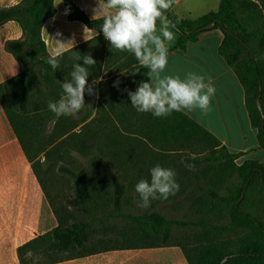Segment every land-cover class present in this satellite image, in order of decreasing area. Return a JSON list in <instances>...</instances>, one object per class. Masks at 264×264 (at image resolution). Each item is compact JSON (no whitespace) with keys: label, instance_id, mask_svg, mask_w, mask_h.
<instances>
[{"label":"trees","instance_id":"1","mask_svg":"<svg viewBox=\"0 0 264 264\" xmlns=\"http://www.w3.org/2000/svg\"><path fill=\"white\" fill-rule=\"evenodd\" d=\"M63 3L69 20L81 21L98 32L94 40L98 53L97 57H93L96 64L88 66V84L97 81V95H89L86 91L85 107L72 116L56 117L48 108L50 100L56 101L61 97L63 90L58 81L70 78L74 63L71 61L72 65L64 64L55 71L47 63L49 56L40 30L54 13L53 0H24L17 6L0 9V24L15 20L24 31L22 40L6 44L7 50L19 61L21 73L0 84V100L28 159L30 162L34 160L29 143L34 136V128L38 127L44 116L53 121V127L47 135L48 143L39 149L38 155L42 153L44 159L49 158L65 143L82 156L89 157L88 168H80L77 172L66 171L73 182L74 196L59 208L53 205L34 171L56 217L57 226L18 248L20 264H39L37 258L43 255L51 256L49 262L54 263L95 253L96 249L86 246L99 229V233H105L106 229L102 226L106 215L119 217L113 212L117 213L120 208L122 192L126 189L135 191L140 179L150 180V169L156 164L170 167L186 176L190 171V162L175 161L180 159L181 153L201 157L206 151L217 153L215 148L220 146L211 133L184 113L173 112L166 118H157L151 113L137 112L125 89L135 91L139 82L148 79L149 70L141 68L137 75H131L129 71L134 65L139 67L138 62L127 51L111 49L100 32L103 19H89L73 0H63ZM166 16L175 33L168 52L184 50L210 29L222 32L219 54L233 69L244 89L250 124L257 132L258 147L264 150V0H220L217 11L194 20L179 19L171 12V8ZM160 22L157 21V26ZM210 24H213L212 28L208 27ZM76 50L63 54L59 61ZM78 63L84 66L83 60ZM103 71L102 79L98 81ZM41 76L52 84L49 99L38 88L42 83ZM117 81L118 86H114ZM34 96L40 100L35 102L37 99H33ZM258 98L259 105L256 103ZM100 139L102 145L96 146ZM220 150L223 154H220L219 159L233 161L241 155L229 154L223 147ZM32 168L34 170L33 163ZM234 168L240 178L239 185L230 190L226 197L210 194L228 206V224L224 231L238 233L239 242L234 250L207 246L191 259L185 249L176 243L129 246L151 248L179 245L189 264H264V163L248 159ZM134 171L138 175L129 176ZM95 172H101L99 176L109 180L112 185L115 200L109 210L104 202L94 204L81 185L83 181L94 180ZM144 172L147 173L146 177L142 175ZM182 192L179 190L167 200L182 197ZM97 194L100 196V193ZM203 199L200 197L198 201ZM133 220H144L148 224L141 229L144 235H168L170 222L158 214H145Z\"/></svg>","mask_w":264,"mask_h":264},{"label":"crops","instance_id":"2","mask_svg":"<svg viewBox=\"0 0 264 264\" xmlns=\"http://www.w3.org/2000/svg\"><path fill=\"white\" fill-rule=\"evenodd\" d=\"M23 1L0 0V9L17 6ZM73 2L93 20V10L97 7V0H73ZM219 3L220 0H176L171 12L179 19L194 20L217 11ZM53 7V15L43 23L40 30L47 55L50 56L51 50L56 46L52 39L63 43L73 42V49L77 48L76 52L81 56L89 53L94 55L97 49L94 40L97 35L93 37L89 32H85V28H93L87 27L81 21L69 20L63 0H53ZM160 26L161 22L157 26L158 29ZM95 32L98 33L96 30ZM173 34L175 37L174 32ZM23 38L24 31L18 21L10 20L0 24V84L21 73L19 61L7 50L6 44ZM222 39L223 34L219 29H210L203 32L184 50L168 52V64L162 75H179L183 79L186 73L195 72L210 77L216 89L210 110L207 113L195 110L188 116L211 133L226 152L241 154L236 158L239 163L248 159L264 163V150L258 147L257 132L250 124L245 107L244 89L233 69L219 54ZM68 47L71 48V45ZM71 50L65 51L64 54ZM73 54L74 52L64 56V59L67 57L72 59ZM103 74L104 71L98 81L102 79ZM106 216L108 219L111 218ZM56 226L57 220L53 210L0 100V264H20L18 248ZM102 227L106 231L104 234L100 233L102 234L100 242H112L116 236L113 233L115 226ZM39 264L189 263L179 245L151 248L113 245L82 257Z\"/></svg>","mask_w":264,"mask_h":264},{"label":"rangeland","instance_id":"3","mask_svg":"<svg viewBox=\"0 0 264 264\" xmlns=\"http://www.w3.org/2000/svg\"><path fill=\"white\" fill-rule=\"evenodd\" d=\"M96 55H98L96 51L94 55L91 53L92 57H97ZM71 61L73 59L67 57L63 61H59V67L64 64L67 65V63L70 64ZM40 81L42 83L38 88L49 99L52 84L49 81L46 82L42 76ZM33 99H37V97L34 96ZM39 100L37 99L35 102ZM52 127L53 121L44 116L38 127L34 128V136L29 143V147L31 156L34 157L33 162H31L34 164V171L42 181L45 192L53 205L60 207L67 199L74 196L72 191L73 182L69 175L66 174V171L77 172L80 168H88L89 157L82 156L65 143L58 147L57 151L50 155L49 158L44 159L42 153L38 155L39 149L48 143L47 135L52 130ZM101 142L102 139L96 143V146H101ZM215 151L217 153L214 154L206 151L200 155L201 157L183 155L181 153L179 155L180 159H175L176 162L178 160L180 162L188 160L190 165H194L186 176L173 169L176 172L178 184H183L179 185V190H183L182 193H184L182 197H176L175 200H153L149 208L142 209L137 206L138 194L133 189H126L119 198L120 208L117 209V213L113 212V215L119 214V217L114 216L103 221L105 226H115L113 228V233L116 235L114 240L112 242H100V238H102L100 235L102 234L95 233L90 239V244L86 247L98 250L113 245H162L176 243L185 249L191 259L203 247L207 246L220 247L218 249L224 248L225 251L234 250L239 242L238 233L224 231V227L228 224L226 216L228 206L216 200L210 194L226 197L230 190L237 187L240 178L234 166H239L242 163H239L236 159L233 161L219 159L220 154H223L220 146L216 147ZM94 152L96 153L95 150ZM100 173L95 172L97 175H93L94 180L83 181L81 185L86 189V195L93 199L94 204L96 202H104L106 209L109 210L115 200L114 193L112 192L110 181L106 178L102 179L99 176L102 174ZM137 175L138 172L136 171L129 173V176ZM142 175L146 177L147 173L144 172ZM97 179L100 180L98 181ZM98 190L99 192H97ZM104 191L105 194L103 195ZM97 193H100V196ZM200 197L204 199L198 201ZM150 213L158 214L170 222L167 236L144 235L141 229L148 226V224L144 220H139V222L133 220L134 217H142ZM50 258L51 256L43 255L37 258V262H47Z\"/></svg>","mask_w":264,"mask_h":264},{"label":"clouds","instance_id":"4","mask_svg":"<svg viewBox=\"0 0 264 264\" xmlns=\"http://www.w3.org/2000/svg\"><path fill=\"white\" fill-rule=\"evenodd\" d=\"M174 3L176 0H97V7L93 10V19H103L100 32L111 49L134 55L139 67L134 65L129 71L131 75H137L141 68L149 70L148 79L139 82L135 91H125L137 112L151 113L157 118H166L173 112L188 115L200 110L207 113L216 91L210 77L195 72L186 73L183 79L179 75H162L168 64L169 44L174 40L166 13ZM158 20L161 21L159 29ZM86 31L93 37L98 35L93 29L85 28ZM52 40L56 46L51 50L47 63L55 71L60 66L59 58L65 51L73 49L74 44ZM72 59L70 78L58 81L63 90L61 97L48 102L49 110L56 117L72 116L83 109L86 91L89 95H97V81L88 84V66H95L96 61L90 53L81 56L79 52H74ZM80 60L84 66L78 63ZM118 84L119 81L114 82V86ZM179 188L176 172L156 164L150 169V180L140 179L135 185L139 196L137 206L147 209L153 200H167Z\"/></svg>","mask_w":264,"mask_h":264},{"label":"water","instance_id":"5","mask_svg":"<svg viewBox=\"0 0 264 264\" xmlns=\"http://www.w3.org/2000/svg\"><path fill=\"white\" fill-rule=\"evenodd\" d=\"M212 26H213V24H210L208 27L209 28H212ZM256 103L259 105V98L256 100ZM226 258H224L223 260H222V262L225 260Z\"/></svg>","mask_w":264,"mask_h":264}]
</instances>
